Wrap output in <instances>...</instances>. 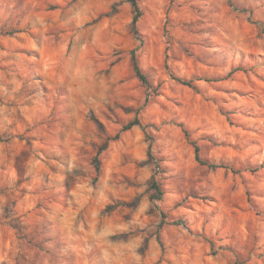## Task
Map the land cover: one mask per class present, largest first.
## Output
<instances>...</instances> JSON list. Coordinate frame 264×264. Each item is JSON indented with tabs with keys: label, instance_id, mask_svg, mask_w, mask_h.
Returning <instances> with one entry per match:
<instances>
[{
	"label": "clouds",
	"instance_id": "9594fccd",
	"mask_svg": "<svg viewBox=\"0 0 264 264\" xmlns=\"http://www.w3.org/2000/svg\"><path fill=\"white\" fill-rule=\"evenodd\" d=\"M0 264H264V0H0Z\"/></svg>",
	"mask_w": 264,
	"mask_h": 264
},
{
	"label": "rangeland",
	"instance_id": "374dc122",
	"mask_svg": "<svg viewBox=\"0 0 264 264\" xmlns=\"http://www.w3.org/2000/svg\"><path fill=\"white\" fill-rule=\"evenodd\" d=\"M173 80H176L175 78L172 77ZM210 83H215V84H219V81L216 80V79H211L209 81ZM176 83L179 84L181 87H183L185 89L186 92H189V93H195L197 96H199V91L196 89V88H192L190 86H187V85H184L182 84L181 82H179L178 80H176ZM166 85L162 82L160 85H158V88L160 87H165ZM219 90V89H218ZM157 94L159 95L160 93L157 92ZM222 116H223V113H222Z\"/></svg>",
	"mask_w": 264,
	"mask_h": 264
},
{
	"label": "trees",
	"instance_id": "16d2710c",
	"mask_svg": "<svg viewBox=\"0 0 264 264\" xmlns=\"http://www.w3.org/2000/svg\"><path fill=\"white\" fill-rule=\"evenodd\" d=\"M173 78L176 79V77H174V76H173ZM178 81L181 82V83L184 84V85H187V86H190V87H192V88H195V87H193L191 84L186 83V82H184V81H182V80H178Z\"/></svg>",
	"mask_w": 264,
	"mask_h": 264
}]
</instances>
